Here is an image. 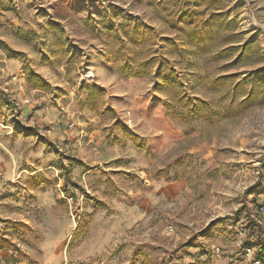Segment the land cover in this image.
I'll return each mask as SVG.
<instances>
[{
    "label": "rangeland",
    "instance_id": "obj_1",
    "mask_svg": "<svg viewBox=\"0 0 264 264\" xmlns=\"http://www.w3.org/2000/svg\"><path fill=\"white\" fill-rule=\"evenodd\" d=\"M253 260L264 0H0V264Z\"/></svg>",
    "mask_w": 264,
    "mask_h": 264
},
{
    "label": "built area",
    "instance_id": "obj_2",
    "mask_svg": "<svg viewBox=\"0 0 264 264\" xmlns=\"http://www.w3.org/2000/svg\"><path fill=\"white\" fill-rule=\"evenodd\" d=\"M5 264V263H4ZM251 264H261L259 260H253Z\"/></svg>",
    "mask_w": 264,
    "mask_h": 264
},
{
    "label": "trees",
    "instance_id": "obj_3",
    "mask_svg": "<svg viewBox=\"0 0 264 264\" xmlns=\"http://www.w3.org/2000/svg\"><path fill=\"white\" fill-rule=\"evenodd\" d=\"M256 225L260 227V225H258L257 223H256Z\"/></svg>",
    "mask_w": 264,
    "mask_h": 264
}]
</instances>
